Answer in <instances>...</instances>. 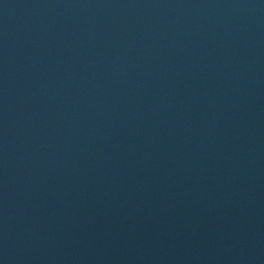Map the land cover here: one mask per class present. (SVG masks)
Wrapping results in <instances>:
<instances>
[{"label": "water", "instance_id": "1", "mask_svg": "<svg viewBox=\"0 0 264 264\" xmlns=\"http://www.w3.org/2000/svg\"><path fill=\"white\" fill-rule=\"evenodd\" d=\"M0 264H264V0H0Z\"/></svg>", "mask_w": 264, "mask_h": 264}]
</instances>
